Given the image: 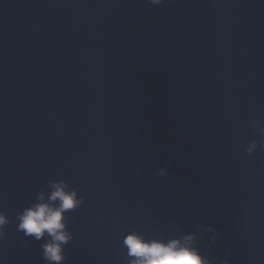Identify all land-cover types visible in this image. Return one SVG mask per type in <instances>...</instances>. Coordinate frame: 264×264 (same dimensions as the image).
I'll return each mask as SVG.
<instances>
[{
  "label": "water",
  "instance_id": "water-1",
  "mask_svg": "<svg viewBox=\"0 0 264 264\" xmlns=\"http://www.w3.org/2000/svg\"><path fill=\"white\" fill-rule=\"evenodd\" d=\"M60 182L56 262L20 225ZM0 216V264H264V0H0Z\"/></svg>",
  "mask_w": 264,
  "mask_h": 264
},
{
  "label": "clouds",
  "instance_id": "clouds-1",
  "mask_svg": "<svg viewBox=\"0 0 264 264\" xmlns=\"http://www.w3.org/2000/svg\"><path fill=\"white\" fill-rule=\"evenodd\" d=\"M54 191L49 196V200H59L58 206L49 203H38L32 208L26 209L21 217L20 227L26 229L28 233L35 234L39 239L45 231L52 237V242L46 244L45 255L52 261L59 262L61 256V243L70 239L62 222L63 213L73 207L78 206L76 192H66L63 182L53 184ZM40 201L44 196L40 195ZM4 223V218L0 216V224ZM130 255L137 259L132 264H206L195 251L179 245V242L172 241L163 244L157 241L146 242L141 237L129 235L126 238Z\"/></svg>",
  "mask_w": 264,
  "mask_h": 264
}]
</instances>
